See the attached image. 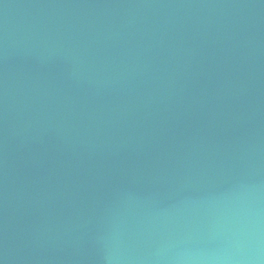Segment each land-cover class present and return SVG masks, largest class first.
Instances as JSON below:
<instances>
[{"label": "water", "instance_id": "95a60500", "mask_svg": "<svg viewBox=\"0 0 264 264\" xmlns=\"http://www.w3.org/2000/svg\"><path fill=\"white\" fill-rule=\"evenodd\" d=\"M0 264H264V0H0Z\"/></svg>", "mask_w": 264, "mask_h": 264}]
</instances>
